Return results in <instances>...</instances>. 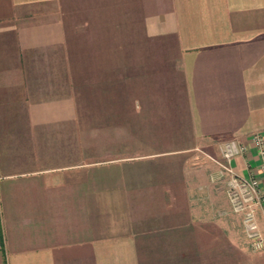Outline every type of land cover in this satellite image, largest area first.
<instances>
[{"label": "crops", "instance_id": "1", "mask_svg": "<svg viewBox=\"0 0 264 264\" xmlns=\"http://www.w3.org/2000/svg\"><path fill=\"white\" fill-rule=\"evenodd\" d=\"M73 37L111 50L97 61L128 76L160 60L177 69L185 139H129L92 161L43 155L40 133L75 116ZM253 132L264 133V0H0V264H179L186 242L200 251L202 226L251 248L214 173L221 139L247 144L230 163L257 178L264 236Z\"/></svg>", "mask_w": 264, "mask_h": 264}, {"label": "rangeland", "instance_id": "2", "mask_svg": "<svg viewBox=\"0 0 264 264\" xmlns=\"http://www.w3.org/2000/svg\"><path fill=\"white\" fill-rule=\"evenodd\" d=\"M96 47L82 45L80 37L72 38L66 86L73 96L75 116L40 133L42 142L50 143L43 155L55 156L58 162L60 157L73 155L88 156L92 161L126 153L129 139L151 144L165 141L170 147L185 139L188 119L177 69L160 60L148 74L128 76L125 73L132 70L112 66L113 61L98 62L101 57L112 58L113 52L97 51ZM198 150L190 153L194 156ZM214 174L217 178L222 173L217 168ZM207 230L201 227L198 253L186 242L184 261H177L179 264H264V249L231 246L219 229ZM234 231L241 237L237 221Z\"/></svg>", "mask_w": 264, "mask_h": 264}, {"label": "built area", "instance_id": "3", "mask_svg": "<svg viewBox=\"0 0 264 264\" xmlns=\"http://www.w3.org/2000/svg\"><path fill=\"white\" fill-rule=\"evenodd\" d=\"M250 141L259 159L257 169L264 177V133H251ZM247 147L246 143L233 137L221 139L218 143L220 159L215 161L220 166V172L227 175L225 193L231 211L240 214L243 232L251 249H261L264 246V236L256 222V208L261 203L263 193L252 172L248 175L239 174L230 163L235 155Z\"/></svg>", "mask_w": 264, "mask_h": 264}]
</instances>
